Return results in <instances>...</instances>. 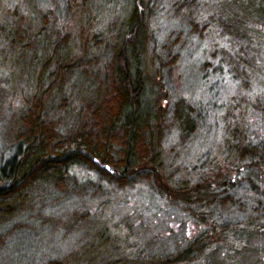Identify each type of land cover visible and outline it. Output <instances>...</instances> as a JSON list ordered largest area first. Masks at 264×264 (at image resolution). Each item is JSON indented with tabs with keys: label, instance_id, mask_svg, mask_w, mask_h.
<instances>
[{
	"label": "rangeland",
	"instance_id": "rangeland-1",
	"mask_svg": "<svg viewBox=\"0 0 264 264\" xmlns=\"http://www.w3.org/2000/svg\"><path fill=\"white\" fill-rule=\"evenodd\" d=\"M39 1L41 9L60 7L66 11V7L69 8L68 17L58 16L56 25L50 23V34L65 28V22L76 26L71 16H80L79 8L86 9L87 17L92 19L85 21L84 30L102 43L92 51L100 60L93 66L108 68L113 58L110 57L111 49L120 43L119 39L126 31L133 0ZM17 2L0 0V9L7 11L6 7L16 6ZM145 4L147 56L145 52L142 58L149 80L147 93L154 99V92L162 90L169 97L163 100L168 112V131L160 146L165 170L152 172L149 180L118 189L100 185L96 174L76 168L72 171L74 182L80 186L91 182L92 188L85 196L73 195L74 198L62 197L47 185L36 186L31 192L32 207L6 226L13 235L7 239L0 254V264H46L50 260H63L89 250L91 246L100 247L99 242L105 243L107 238L110 243L103 244V249L115 245L119 260L134 263L135 255L141 250L144 255H168L200 234L208 235L210 220L198 221L186 212L188 206L180 198L162 192L169 173L173 172L175 178L180 179L178 183L186 180L191 183L189 189L204 183V178L209 180L210 175L228 174L232 184L230 194L245 206H231L223 214L214 211L216 220L244 225L258 221V216L264 218L262 212L255 213L246 205L253 202V207H258V202L264 203V171L257 165L251 167L252 161L240 158L242 151L250 146L255 149L254 162L258 163L264 150V40L258 60H248L252 66L240 63L236 58H223L222 47L229 45L226 40L222 42L221 31L212 19L215 15L218 18L223 8L229 10V0H145ZM190 15L191 21L198 24V31L191 22H186ZM204 23L210 24L205 32L202 30ZM34 25L38 28L39 24L34 22ZM77 31H80L79 27ZM168 47L174 48L171 52L163 50ZM230 47L233 53L239 50L236 44ZM8 49L9 45L0 48V164L11 154L3 141L12 130L9 122L12 123L25 108L24 97L33 94V89L24 88L29 76L25 64L17 63V70L10 72L11 62L4 61ZM170 55L179 58L173 70L165 65L170 62ZM150 100L146 98L145 102ZM182 100L187 113L190 114L189 107L193 108L191 117L195 122L190 129L194 127V130L188 135L187 131L179 129L174 117V106ZM234 165L240 171L237 174L235 168L231 169ZM98 186H102L101 189ZM170 186L175 189L177 183ZM177 189L185 192L180 186ZM216 204L218 207L219 202ZM80 218L88 221L87 227H76L74 221ZM217 226V234H213L211 241L214 245L218 242L225 246L219 256L221 259L235 258L236 248L232 247L231 241L225 240L226 231L219 232L218 222ZM99 233L105 238H98ZM250 236L240 240H250ZM259 237L251 243L264 249V232ZM258 255L257 250L246 246L233 261L234 264H261Z\"/></svg>",
	"mask_w": 264,
	"mask_h": 264
},
{
	"label": "trees",
	"instance_id": "trees-1",
	"mask_svg": "<svg viewBox=\"0 0 264 264\" xmlns=\"http://www.w3.org/2000/svg\"><path fill=\"white\" fill-rule=\"evenodd\" d=\"M14 6L6 7L7 11L0 9V48L9 45L4 61L11 62V73L17 70V63L26 65L29 76L24 88L33 89V94L24 97L25 108L12 123L9 122L12 130L3 140L11 154L0 164V254L13 235L6 226L32 207L31 192L36 186L47 185L66 198L85 196L92 185L88 182L80 186L74 182L72 171L76 168L96 174L100 185L118 189L149 180L152 172L165 170L160 146L168 131V112L163 100L169 97L162 90L154 92V99L147 93L149 80L142 58L145 52L147 56L145 0H133L126 31L119 39L120 43L111 49L110 57L113 58L108 68L93 66L100 60L92 51L102 43L84 30L85 21L92 19L87 17L86 9L79 8L80 16H71L76 26L65 22L68 26L63 24L65 28L50 34V23L56 25L58 16L68 17V7L67 12L53 6L41 9L39 0H18ZM191 17L186 22H191L197 30L199 26L191 21ZM212 20L221 31L222 42L226 40L229 45L222 47L223 58H236L240 63L258 60L264 40V0H229V10L223 8L218 18L215 15ZM34 22H38V28ZM209 25L204 23L203 32L210 28ZM78 27L80 31H77ZM46 44L48 47H43ZM232 44L239 50L231 52ZM173 48L163 50L171 52ZM178 59V56L170 55L166 67L173 70ZM146 98L151 102L146 103ZM184 102L175 104L174 117L179 129L187 131L188 135L194 130L190 127L195 120L191 117L193 108L189 107L190 114L187 113ZM255 153V149L248 146L240 158L252 161L251 167L257 165L264 171V150L258 163L254 162ZM236 167L231 169L235 168L237 174L240 171ZM229 179L228 174L224 176L221 172L210 175L209 180L204 178V183L189 189L191 183L188 180L178 183L180 179L175 178V173H169L168 185L164 184L162 192L180 198L188 206L186 212L198 221L210 220L211 228L208 235L202 233L168 255H144L141 250V255H135L134 263L119 260L116 257L118 247L103 249V244L110 243L107 238L105 243L99 242L100 247L91 246L82 253L63 260H50L46 264H234L246 246L257 250L260 254L257 259L264 264V249L251 243L264 232V218L258 216V221L244 225L213 218L214 211L223 214L231 206H245L230 194L232 184ZM175 183L185 192L171 188L170 184ZM98 187L101 189L102 186ZM253 188L257 190L256 185ZM216 202H219L218 207ZM246 205L255 213L262 212L264 217L263 202H258V207H253V202ZM84 220L76 219L74 224L87 227L88 221ZM217 222L219 232L226 231L225 240L231 241L232 247L236 248L235 258L221 259L220 251L225 246L212 243L213 234H217ZM100 234L98 238L104 239ZM249 234L250 240H240Z\"/></svg>",
	"mask_w": 264,
	"mask_h": 264
}]
</instances>
